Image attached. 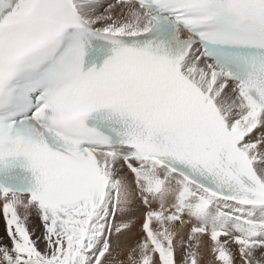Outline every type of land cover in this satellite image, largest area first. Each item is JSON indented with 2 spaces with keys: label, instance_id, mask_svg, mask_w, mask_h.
Returning a JSON list of instances; mask_svg holds the SVG:
<instances>
[{
  "label": "snow or ice",
  "instance_id": "1",
  "mask_svg": "<svg viewBox=\"0 0 264 264\" xmlns=\"http://www.w3.org/2000/svg\"><path fill=\"white\" fill-rule=\"evenodd\" d=\"M137 220L127 264H264V0H0V264Z\"/></svg>",
  "mask_w": 264,
  "mask_h": 264
},
{
  "label": "bare ground",
  "instance_id": "2",
  "mask_svg": "<svg viewBox=\"0 0 264 264\" xmlns=\"http://www.w3.org/2000/svg\"><path fill=\"white\" fill-rule=\"evenodd\" d=\"M137 215H139V214H137ZM138 223V222H137ZM137 224H136V228H137ZM3 226H2V224L0 223V228H2ZM136 228H134V230H133V233L132 234H129L127 237H121V242L123 241V240H126L127 242H129V243H131V246H132V244H133V246L140 240V238H141V236L139 237L138 236V231L136 230ZM138 237V238H137ZM132 241V242H131ZM125 251H123L122 253H121V255L119 256V258H118V264H121V262H125V261H127L126 260V256H127V254L125 255Z\"/></svg>",
  "mask_w": 264,
  "mask_h": 264
},
{
  "label": "rangeland",
  "instance_id": "3",
  "mask_svg": "<svg viewBox=\"0 0 264 264\" xmlns=\"http://www.w3.org/2000/svg\"><path fill=\"white\" fill-rule=\"evenodd\" d=\"M137 214H139V213H137ZM137 228H136V230L139 232L138 233V236L140 237V236H142V233L139 231V227H140V223H141V221L140 220H137ZM2 224V223H1ZM3 226V225H2ZM134 230V229H133ZM133 233V232H132ZM138 238V237H137ZM132 242V241H131ZM122 243H124L125 244V248H124V250L123 251H125V255L127 254V252H128V250L133 246V244H132V246H131V243H129V242H127L126 240H123L122 241ZM124 255V256H125ZM117 264H118V261H117ZM123 264H127V261H125V262H123Z\"/></svg>",
  "mask_w": 264,
  "mask_h": 264
}]
</instances>
